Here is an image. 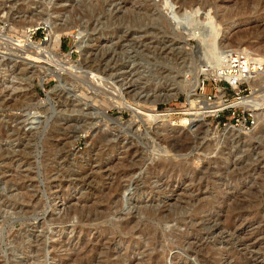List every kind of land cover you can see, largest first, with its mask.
<instances>
[{
	"label": "rangeland",
	"instance_id": "1",
	"mask_svg": "<svg viewBox=\"0 0 264 264\" xmlns=\"http://www.w3.org/2000/svg\"><path fill=\"white\" fill-rule=\"evenodd\" d=\"M170 1L0 0V264H76L75 253L100 242L89 264H144L147 255L206 264L210 254L217 264H264V116L246 130L227 111L202 121L187 114L198 40ZM198 1L219 5L207 9L219 35L264 52V0ZM30 12L40 18L29 40L16 24ZM61 27L69 31L53 52ZM21 48L42 58L26 67ZM102 54L107 64L92 60ZM214 93L201 76L196 98ZM215 96L236 107L233 91ZM153 105L158 112L143 117ZM178 138L190 148L179 153Z\"/></svg>",
	"mask_w": 264,
	"mask_h": 264
},
{
	"label": "bare ground",
	"instance_id": "2",
	"mask_svg": "<svg viewBox=\"0 0 264 264\" xmlns=\"http://www.w3.org/2000/svg\"><path fill=\"white\" fill-rule=\"evenodd\" d=\"M166 2L168 3V1H166ZM170 2H172L173 5L178 6V8H176L175 11H174V13L176 14L175 18L177 19V22L179 21L178 23L180 25H185L187 27V29H189L188 30V35H187L188 39L193 37V38H196L198 40V44H197V46H198L197 47L198 48V50H197V60L195 61V62H197V64H195V66H193V68L189 69V71L191 70L192 78L189 81H186L185 82L186 85L184 86V88H186V91H187L186 92L187 93V101H188V103H189V105L191 107V109H189L188 111H195V112H191L190 114H189V112L188 113L185 112V113H187L189 116H192V117L193 116L194 117H198V121H202L203 120L201 118L202 116L203 117L211 116L212 114H214L215 112L218 111V109H216V108H219V107L218 106L217 107H213V106L210 107V106H208V104L206 105V101L202 100L200 97L196 98L197 97L196 89L199 86L200 77L201 76L217 77L216 71L220 67L223 53L225 51H227V50H232L233 49L230 45H232V44L239 45L238 48H236L235 50H243V51H246V52L253 53L252 52L253 51L252 50V46H250L252 44L249 42V40L241 39V37H244V36H241L240 38L237 36L238 37L237 38L234 35L228 36L226 33L219 35V31L216 30L214 24L218 26L220 23L217 21V19L215 20L214 17L210 16V13H209L210 10L207 12L208 8H211V10L212 9L218 10L219 5L216 2L207 4V5L204 6V8H203V4L201 5V4L198 3L199 2L198 0H180L179 2L178 1L176 2L175 0H171ZM199 10H201L202 13L198 14ZM25 15H26L25 18H23V19H22V17L19 18L20 19V20H18L19 23L16 24V25L20 26L21 30L19 31V33L21 35H23V38H26V39L30 40L32 33L35 31V29H33V27L36 26V21L39 20V18H40V13L35 14V12H32V13L30 12V13H27ZM218 17H219V15H218ZM34 18H35V21L33 20ZM163 19H165V18H163ZM223 19H224V17H223ZM214 20H215V23H213ZM162 24H163V29H165V30L169 29L170 25L168 24V22L163 20L161 25ZM63 27L54 29L53 35H52V37L50 39V45L48 46L49 50H51L53 52H56V51L59 50V44H60L59 42L61 40V37L64 34V32H66L68 30L66 27L65 28H63ZM242 45H246V46L242 47ZM22 49L23 48H21V50ZM42 49L46 50V48H43V46H42ZM250 50H252V51H250ZM38 52H30L28 50H22L21 51V55H20L22 57L21 60L24 62L22 65L28 67V66H31L32 64H34V62L39 61L42 58L43 52L40 55L38 54ZM255 52L257 53L256 55L261 57L262 60L264 59V52L263 51L259 52V50H258V51H255ZM45 53L46 52H44V54ZM48 53H49V55H48ZM104 54H102L99 57H97V59H92V60H94L95 63H100V62L102 63L104 61V63L107 64L109 62L108 59L110 58V55H108L105 58V57H103ZM53 55H54L53 53H50L48 51L46 56L52 57ZM93 58H96V56L93 57ZM92 67H94V66L92 65ZM93 70L95 72H97V73L99 71L96 68H93ZM91 71H92V69H91ZM248 83H249L250 88H252L251 95L249 97H245L240 102H235L234 104L233 103L232 104H233V106L244 105L250 111L255 112L256 119L258 121H261V119L263 118L262 116H264L263 109H261L262 108V104L264 105V101H261L264 98V74H262V76H260L259 78H255V79L249 80ZM230 107H232V105H230ZM223 108H225V107L223 106ZM150 112L151 113L158 112V110H157L155 105H153L150 110H148L145 106H143L141 108V112L140 113L142 114L143 117L153 118L152 117L153 115L152 116L149 115ZM186 125H188V126L190 125L189 119L185 118V117L181 118L180 126L183 127V126H186ZM228 131H230V130H228ZM54 136L55 135H53V137ZM53 137H51V138H53ZM181 138H178L176 140L177 142L181 143V145H183L182 147L180 146L181 147L180 150L178 149L179 153H180V151H185L188 148H190L189 144H188L190 139H186V140L182 139L181 140ZM164 139L166 140V138H164ZM162 141H163V139H162ZM53 152H54V145H53V143H50V144H48V157H52L51 155H53ZM163 167H162V169H163ZM17 188L21 189L20 186L17 187ZM108 188H109L108 191H107L108 193L105 196H106L107 200H109V202H110L112 195L114 193L118 192V190L121 188V185H119V183H118V184H115V185L111 186V188L110 187H108ZM84 211L81 210L80 213H78L80 221H81V219H84L83 218L84 214L82 213ZM200 213H201L200 209L196 210L194 216L199 215ZM233 214L234 213H232V212H229L228 214H226V216H225L226 222H228L229 220H231L233 218ZM147 215L149 217H151V218H157L158 217V215H156L155 212H151V211H149L147 213ZM171 217H172V215L170 214L167 218H171ZM127 228H128L127 225L123 226V230L126 231ZM140 235H143V236L146 235V236L150 237V241L148 243L149 246L155 245V237H154V233L153 232L141 231ZM100 243H102V244H98L97 247H92V245L88 246L87 245L88 243H86L85 247L82 246L83 248L81 249V252L79 254L75 253L74 257H72L73 259H71V260L74 263H76V264H89L90 263V259L88 258V254L91 253L93 250H99L101 247L103 248V242H100ZM94 244H96V243L94 242ZM110 253H111V250H109V251H107L105 253L106 254V258L108 257V255ZM213 255L210 254L209 257L206 258V264H217V262L214 260V256ZM157 258H158V256L147 255L146 260L144 261V264H154V262H155V260ZM63 263L64 264H69V262H63Z\"/></svg>",
	"mask_w": 264,
	"mask_h": 264
},
{
	"label": "built area",
	"instance_id": "3",
	"mask_svg": "<svg viewBox=\"0 0 264 264\" xmlns=\"http://www.w3.org/2000/svg\"><path fill=\"white\" fill-rule=\"evenodd\" d=\"M216 73L217 77H209V81L213 85L215 93L213 96H208V102L206 101L208 104L219 107L216 108L218 111L213 114L214 118H219L221 114L225 113L224 111H227L230 112L232 116L231 122L235 121L236 126H241L246 130L252 129L256 124V118L252 114L253 111H250L244 105H240L246 109L238 116L239 110L236 109L238 106L223 108L225 102L222 99L223 96L217 98L215 94H224L225 90L229 89L236 95L234 99L235 102H240L247 97L248 95L243 96L245 92H248L250 96L252 88H250L248 81L259 78L264 74V59L262 60L261 57L256 54L243 50H227L222 55L221 64ZM203 89L202 87V90ZM220 124L221 121L217 122V127H219ZM222 125H226V122H223Z\"/></svg>",
	"mask_w": 264,
	"mask_h": 264
}]
</instances>
